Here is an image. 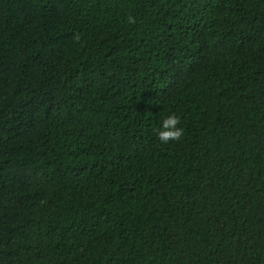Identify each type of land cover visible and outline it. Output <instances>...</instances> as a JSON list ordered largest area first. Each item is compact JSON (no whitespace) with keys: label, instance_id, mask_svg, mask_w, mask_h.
<instances>
[{"label":"trees","instance_id":"16d2710c","mask_svg":"<svg viewBox=\"0 0 264 264\" xmlns=\"http://www.w3.org/2000/svg\"><path fill=\"white\" fill-rule=\"evenodd\" d=\"M0 264H264V0H0Z\"/></svg>","mask_w":264,"mask_h":264},{"label":"clouds","instance_id":"9594fccd","mask_svg":"<svg viewBox=\"0 0 264 264\" xmlns=\"http://www.w3.org/2000/svg\"><path fill=\"white\" fill-rule=\"evenodd\" d=\"M129 23H135L134 19L129 18ZM75 39L78 41L79 36ZM180 117L176 114H170L162 120L161 127L157 129V138L163 144H168L172 141L179 142L184 136V129L178 127L180 124Z\"/></svg>","mask_w":264,"mask_h":264}]
</instances>
